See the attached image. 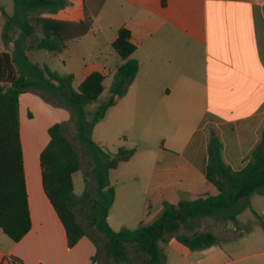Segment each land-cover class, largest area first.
<instances>
[{"label":"crops","instance_id":"crops-1","mask_svg":"<svg viewBox=\"0 0 264 264\" xmlns=\"http://www.w3.org/2000/svg\"><path fill=\"white\" fill-rule=\"evenodd\" d=\"M85 3L88 23L98 30L94 43L104 38L110 50L98 49L67 73L73 75L74 86L94 71L111 83L123 62L110 45L120 27L129 29L130 41L136 45L130 55L138 62L135 77L91 132L104 151L135 150L128 161L109 171L114 198L106 217L114 231L133 230L151 223L163 203L175 205L216 194L205 179L209 129L221 141L224 163L232 170L244 166L264 122V0ZM43 15L55 13L38 16ZM81 26L80 20H51L45 35L65 43L67 49L79 38ZM18 102L30 229L18 242L0 231V264H111L103 250L97 251L100 238L93 228L87 227L90 231L85 229V235L67 247L64 228L41 186L38 156L48 141L46 130L60 123L66 135L68 110L28 91L19 95ZM22 109L29 119L35 112L40 115V130L21 125ZM118 183L127 191H117ZM246 209L260 218L262 230L246 234L242 211L231 229H239L243 236L217 239L216 245L197 251L169 238L160 246L164 264H264V195L251 194Z\"/></svg>","mask_w":264,"mask_h":264},{"label":"trees","instance_id":"trees-1","mask_svg":"<svg viewBox=\"0 0 264 264\" xmlns=\"http://www.w3.org/2000/svg\"><path fill=\"white\" fill-rule=\"evenodd\" d=\"M13 3L14 13L6 19L1 31L3 46L11 44V50H0V231L11 241L18 242L30 229L18 113L19 95L27 91L38 94L54 107L68 110L74 137L90 157L89 174L96 185L95 195L91 197L83 192L75 196L72 175L80 169L78 153L60 123L47 128L48 141L38 156L41 186L64 228L68 248L85 235L74 207L86 205V226L93 228L100 238L97 251L103 250L112 264H164L160 246L169 238L190 251L214 246L217 237L212 231L197 230L200 220L213 217L235 225L236 216L247 208L250 195H264V122L240 170H232L224 163L221 141L209 129L205 179L216 189V194L179 200L175 205L163 203L161 212L151 223L140 224L133 230H112L106 221L114 198L108 174L118 164L128 161L135 150L104 151L92 140L91 132L106 111L125 95L137 73L138 62L130 58L136 49L130 41V31L120 27L110 44L123 62L115 70L107 97L100 99L104 87L99 72L89 73L74 86L72 74H59L32 62L26 53L33 50L59 53L66 49L65 43L50 35L36 45L26 44V39L35 32L29 18L54 14L65 6L66 0H13ZM182 229L190 233H180ZM95 258L96 254L91 259Z\"/></svg>","mask_w":264,"mask_h":264},{"label":"rangeland","instance_id":"rangeland-1","mask_svg":"<svg viewBox=\"0 0 264 264\" xmlns=\"http://www.w3.org/2000/svg\"><path fill=\"white\" fill-rule=\"evenodd\" d=\"M88 5V0H87ZM15 7L13 0H0V50H11V44L7 47L3 46L1 40L2 27L8 17H11L14 13ZM52 18V19H48ZM44 20V22H43ZM62 21V20H80L82 26L78 28L81 34H86V37H81L75 39L66 50L60 53H51L45 50H33L31 52H26L32 62H36L40 65L47 66L50 70L56 71L59 74L72 73L82 62H86L89 58L96 55L98 49L102 53L110 50L105 44V39L102 38L98 41V45L94 43V37L98 34L97 28L94 27L92 23L89 22V13L87 11L85 0H66V4L63 8L58 10L55 15L51 17L43 16H33L29 18L32 25L36 27L35 32L31 34L26 39L27 45H36L43 37H45V30L47 24L51 21ZM90 28V30H88ZM110 83V78L107 77L103 81L104 91L101 97L104 99L108 93V87ZM29 92V91H28ZM40 115L35 112L34 119H29L26 111L22 109L20 115V123L22 126L29 127L28 130H40L42 119L40 120ZM21 126V127H22ZM65 133L74 148L76 149L79 160H80V171L73 174V194L75 196L81 195L83 192H87L91 197L95 195L96 185L89 174L90 171V157L83 147L77 142L74 137V128L70 123L65 124ZM41 136L45 137V132H40ZM43 137V138H44ZM38 148V147H37ZM133 162V161H131ZM131 164V163H130ZM122 168V167H120ZM117 191L124 192L121 183L115 185ZM77 220L84 226L86 231H90L86 226L85 214L87 213L86 205H78L74 208ZM240 219L246 222V234L253 233L254 230H262L260 225V218L255 217L250 213L249 209L243 210L240 215ZM251 220V221H249ZM231 226H234L231 221L228 220H216L213 217L203 218L200 220V227L198 231H212L219 241H225L233 238L243 236L239 229L232 230ZM215 231V232H214ZM262 232V231H261ZM180 233H190L186 230H180ZM163 250V248H162ZM112 264V263H111Z\"/></svg>","mask_w":264,"mask_h":264}]
</instances>
